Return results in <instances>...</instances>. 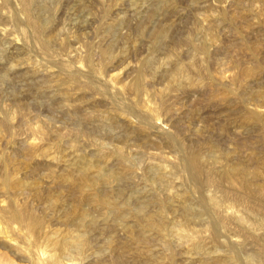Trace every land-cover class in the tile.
Listing matches in <instances>:
<instances>
[{
	"label": "rangeland",
	"instance_id": "rangeland-1",
	"mask_svg": "<svg viewBox=\"0 0 264 264\" xmlns=\"http://www.w3.org/2000/svg\"><path fill=\"white\" fill-rule=\"evenodd\" d=\"M24 7L44 34L28 26ZM0 29V226L20 208L44 219V234L79 233L60 223L48 194L62 195L67 209L69 187L79 183L72 157L94 159L103 149L108 158L99 167L132 173L101 188L121 189L120 220L97 219L85 258L66 253L59 264H264V0H0ZM250 114L259 120L246 124ZM114 146L124 165L110 156ZM190 154L205 157L199 181L189 172ZM160 157L172 186L151 184L148 166ZM237 163L256 171L249 185L243 176H222L223 165ZM169 194L177 195L164 217L170 236L134 224L141 211H156L157 200L149 206L148 199ZM206 197L218 202L216 214ZM183 206L192 210L190 221L181 217ZM125 226L134 228L132 238ZM21 229L12 234L14 247H0L1 261L31 264ZM29 239L34 250L27 251L51 253L44 236Z\"/></svg>",
	"mask_w": 264,
	"mask_h": 264
},
{
	"label": "bare ground",
	"instance_id": "bare-ground-1",
	"mask_svg": "<svg viewBox=\"0 0 264 264\" xmlns=\"http://www.w3.org/2000/svg\"><path fill=\"white\" fill-rule=\"evenodd\" d=\"M24 1V4L31 1V0H23ZM246 2V1H245ZM33 3V1H32ZM40 3V2H39ZM49 3V2H48ZM28 5V4H26ZM255 5V4H254ZM25 6V5H24ZM51 7V6H50ZM254 9V8H253ZM23 12L25 13L24 15H26L27 17V24L29 27H31L32 29H34V31L41 35V34H44L46 31L44 29V25H42L39 21L35 20L32 18L29 10L27 7H24L23 9ZM236 13V12H235ZM242 13V12H241ZM255 13V12H254ZM259 14V13H258ZM257 14V15H258ZM32 15H33V12H32ZM36 17V16H35ZM40 17V16H39ZM229 17V15H228ZM257 17V16H256ZM230 18V17H229ZM41 19V18H40ZM49 19V18H48ZM42 21V20H41ZM209 21V20H208ZM232 21V20H231ZM218 23V22H217ZM223 24V23H222ZM3 25V24H2ZM207 25V24H206ZM2 29V28H1ZM0 29V31H1ZM4 31V29L2 30ZM2 31H1V34H2ZM44 32V33H43ZM48 33V32H47ZM46 33V34H47ZM52 33V32H51ZM159 33H160V30H159ZM163 33V32H162ZM58 34V33H57ZM165 34V33H164ZM162 35V34H161ZM38 36V35H37ZM5 37V36H4ZM40 37V36H39ZM135 37V36H134ZM160 37V35H159ZM165 37V36H164ZM18 38V37H17ZM44 38V37H43ZM56 38V37H55ZM206 38V37H205ZM52 40H56V39H53V37L51 38ZM157 39V37H156ZM164 39V38H163ZM208 39V36L207 38ZM43 40V39H42ZM46 40V39H45ZM160 40V39H159ZM186 40V39H185ZM1 41V40H0ZM37 41V39H36ZM49 41V40H48ZM133 42V41H132ZM163 42V41H162ZM161 42V43H162ZM207 42V41H206ZM42 43V42H41ZM47 41L44 42V46H47ZM196 44V43H195ZM41 45V44H40ZM161 45V44H160ZM215 45V44H214ZM43 46V44H42ZM41 46V47H42ZM43 46V47H44ZM40 47V48H41ZM46 48V47H45ZM155 48V47H154ZM158 48V47H157ZM45 50V49H44ZM22 51V50H21ZM69 51V50H68ZM157 51V49L155 50ZM159 51V50H158ZM20 52V51H19ZM108 52V51H107ZM107 52H104V55L105 56H109ZM106 57V58H107ZM110 57V56H109ZM202 58V57H201ZM19 61V60H18ZM146 61V60H145ZM151 60H148L145 62V65L146 66H149L150 65V62ZM188 61V60H187ZM21 62V61H20ZM78 62V61H77ZM161 62V61H160ZM15 63V62H14ZM164 63V62H163ZM11 64V63H10ZM13 64V63H12ZM11 64V65H12ZM182 65V64H181ZM145 66V67H146ZM151 66V65H150ZM164 66V65H163ZM8 67V66H7ZM12 67V66H10ZM17 67V66H16ZM156 67V66H155ZM165 67V66H164ZM148 68V67H147ZM173 70V75L175 74L176 71L179 72V67L178 65H174V68H172ZM68 71V70H67ZM141 71V70H140ZM146 71V70H145ZM152 71V70H151ZM154 71V70H153ZM49 72V71H47ZM165 72V71H163ZM7 73V72H6ZM143 72H139L138 74V77H137V85L135 84L136 86V89L139 91V89L141 88V80L143 78V75H142ZM147 73V72H146ZM101 74V73H100ZM186 74V73H185ZM2 75V74H1ZM68 75V74H67ZM163 75V74H162ZM166 75V73H165ZM72 76V75H70ZM74 76V75H73ZM1 77V76H0ZM75 77V76H74ZM169 77H171V79L173 78L172 75H170ZM2 79V77H1ZM68 79V78H67ZM70 79V78H69ZM72 79V78H71ZM170 79V78H168ZM170 79V80H171ZM60 80V79H59ZM63 81V80H62ZM70 81V80H68ZM72 81V80H71ZM173 82H174V79H173ZM53 84V83H52ZM72 89V88H71ZM67 90V88L65 89V91ZM75 92V91H74ZM160 94V93H159ZM262 98V97H261ZM63 99V98H62ZM142 99V98H141ZM143 103V102H141ZM64 105V104H63ZM65 106V105H64ZM142 106V105H141ZM79 107V106H78ZM143 107H144V104H143ZM140 108V107H139ZM75 110V109H74ZM141 110V109H140ZM72 111V110H71ZM95 111V110H94ZM145 111V110H144ZM64 112V111H63ZM147 112V111H146ZM67 113V112H66ZM65 113V114H66ZM131 113V112H130ZM149 113V112H148ZM154 113V112H153ZM64 114V115H65ZM72 114V113H71ZM151 114V113H150ZM87 115V114H86ZM93 115V114H91ZM100 115V114H99ZM104 115V114H102ZM153 115V114H152ZM155 115V114H154ZM90 116H88V119H89ZM151 117V116H150ZM153 117V116H152ZM155 117V116H154ZM259 117L257 114H250V117L246 118L245 119V123L247 124L250 120H254V121H258L259 120ZM99 117H97L98 119ZM120 118V117H119ZM94 119H96L94 117ZM100 119V118H99ZM118 119V118H117ZM122 119V117H121ZM142 119V118H140ZM261 120V118H260ZM87 121H90L87 120ZM94 121V120H93ZM101 121V119H100ZM103 121V120H102ZM161 121V120H160ZM125 122V121H124ZM73 123V122H72ZM89 124H92L90 122H88ZM94 124H96L95 122H93ZM101 123V122H100ZM100 123H98L99 125H101ZM124 124V123H123ZM126 124V123H125ZM131 124H132V121H131ZM86 125V124H85ZM98 125V127L100 128V126ZM119 125V124H118ZM121 125V124H120ZM150 125V124H149ZM97 126V125H96ZM102 126V125H101ZM129 126V125H128ZM127 126V127H128ZM132 126V125H131ZM93 127V126H92ZM137 127V126H136ZM90 128V127H89ZM97 128V127H96ZM138 128V127H137ZM102 129V128H101ZM130 129V128H129ZM173 129V128H172ZM100 130V129H99ZM124 130V129H123ZM93 131V130H92ZM97 131V130H96ZM111 131V130H110ZM109 131V132H110ZM129 131V130H128ZM107 132V131H106ZM114 133V132H113ZM132 133V132H131ZM148 133V132H147ZM166 133V132H165ZM130 135V134H129ZM107 136V135H106ZM128 136V135H127ZM167 139V138H166ZM170 139V138H169ZM176 141V140H175ZM170 142V141H169ZM178 142V141H177ZM173 143V142H172ZM190 143V142H189ZM169 144V143H168ZM105 145V144H104ZM210 145V143H209ZM94 147V146H93ZM101 147V146H100ZM201 147V146H200ZM211 148V146L209 147ZM215 149V148H214ZM103 150V149H102ZM101 149H97V151H95V155L93 156V158H87V157H84V156H74L72 157V160H71V164L73 163V165L75 166V168L77 169V171H79L78 173V180H79V183H78V180H77V185L75 186H70L69 187V194H68V197L69 198H73L72 199V204H70L69 206H67L68 208L65 209L64 205L65 203H67L66 201H64V198H62L63 196L60 195V194H56V196H54V194H48V199L49 201L51 202V210L52 212L54 213H57L58 215V220L62 221L60 223H63L66 228L67 227H71V228H75L77 229V231L79 233L77 234H73V232H70L67 228V231L68 232H65V233H60V229H59V233H55L53 235H49V233H43L44 230L43 228L44 225H45V221L44 219L42 218H30V217H27V214L26 212H22V211H14L12 212L9 216H8V221L7 224L5 225L6 227H2L0 226V247H12L15 243V239L12 238V234L13 232H15L16 230V234L17 232H20L22 231L21 227L24 226L25 228V232H23V236H22V239L23 241L19 243H23L24 242V239H25V244H27V246L29 247V242L31 241L29 238L31 237H34L37 238L35 239L36 241H38V237L40 236H44V238L46 239L45 241H48L49 244L52 246H50L52 248L51 250V253L50 254H47V253H43V251H34V253H32L31 251L34 250L31 246L29 248H32V250H28L26 248L28 247H25L23 248L24 246H21L23 248L22 251L25 250V254H27L29 252V259L28 261L31 263V264H59V258L60 256H62L63 254H69L70 256L71 255H76V256H80L82 258V256L89 250H91V245H90V240H91V237L88 236L87 233H91L93 230L95 231V229L97 228L96 224L98 223L97 221L99 220V218L102 220V222H108V219L111 217V215L115 214V218L118 217L119 220H120V217H121V214H120V206L118 205L117 203V199L116 198V195H119L120 194V191L121 189L119 188V186L117 187H108L106 188L104 191H101L103 189V187L107 184V181H113V183L118 182L119 180H124V179H128L130 178L131 176V171L127 170V168H125V170L123 171V168H122V165L120 166V168L122 169L123 172H118V170L114 171L110 168V166H107L105 164V167L102 168V167H99L98 162H102V161H105L106 160V157L107 155L102 151ZM163 151V150H162ZM156 152V151H155ZM196 152V151H195ZM194 152V153H195ZM200 152V151H198ZM231 152V150L229 151ZM182 153V152H181ZM193 153V152H192ZM191 153V154H192ZM110 156L111 154L115 156L116 158V161L119 163V164H122L123 161H125V157L123 154H122V151L119 147L117 146H114L112 148V151L109 153ZM191 154L188 156L190 157ZM197 154V153H196ZM227 154V153H226ZM232 154V153H231ZM154 155V154H153ZM194 157H190L189 158V168H190V173H191V177L192 179H194L195 181H199L200 180V176H201V172L202 170H204V162H205V157H203V155H195L193 154ZM230 156V155H229ZM228 156V157H229ZM91 157V156H90ZM71 158V157H70ZM108 158V157H107ZM231 158V157H230ZM255 158V157H254ZM217 159V158H216ZM227 159V158H226ZM233 160V157L231 158ZM173 160V159H172ZM225 160V159H224ZM3 161V160H2ZM107 161V160H106ZM228 161V160H226ZM8 162V161H7ZM6 162V163H7ZM230 162V161H229ZM261 162V161H260ZM5 163V162H3ZM69 163V162H68ZM98 163V164H97ZM106 163V162H105ZM166 163V158L165 157H160V161H158V163H156V165L154 164H150L148 166V170L149 171H152L153 172V177L152 179H150L151 181V184H155L156 182H162V183H165L164 185L168 184V179L170 178V170H168L167 166L165 165ZM9 164V163H8ZM113 164V163H112ZM220 164V163H218ZM226 164V163H225ZM264 164V163H263ZM124 165V163H123ZM233 165V164H231ZM7 167V164L5 165ZM244 166V165H243ZM241 164H235L231 167H226L225 165L222 166L220 172L222 174V176L224 178H227L229 179L230 177L232 176H243L245 178V182L247 185L250 184V180L248 179V176H253L254 173L256 172H248V170H246L244 167H243ZM247 167V166H246ZM102 168V169H101ZM207 169V168H206ZM263 169V167H262ZM8 170V168H7ZM264 170V169H263ZM205 171V170H204ZM211 171V170H209ZM213 171V170H212ZM208 172V170H207ZM7 174V173H6ZM5 174V175H6ZM173 174V173H172ZM10 175V174H9ZM155 175V176H154ZM203 175V174H202ZM205 175V174H204ZM257 175V174H256ZM132 177V176H131ZM151 178V177H150ZM174 178V177H172ZM255 178V177H254ZM131 179V178H130ZM205 179V178H204ZM4 186L6 187H10L8 186L9 185V179L8 177H4ZM129 180V179H128ZM230 180V179H229ZM65 181H66V177H65ZM131 182V181H130ZM119 183V182H118ZM121 183V181H120ZM171 183V182H169ZM21 184V183H20ZM152 184V185H153ZM157 184V183H156ZM155 184V185H156ZM22 185V184H21ZM25 185V184H24ZM138 185V184H137ZM158 185V184H157ZM168 185H171V184H168ZM172 186V185H171ZM200 186V185H199ZM102 188V189H101ZM159 188V186H158ZM129 189V188H128ZM35 190V188H34ZM61 190V189H59ZM159 191V190H158ZM171 192V191H170ZM57 193V192H56ZM123 193V192H122ZM178 193V192H177ZM159 194V193H158ZM164 194V192H163ZM16 195V194H15ZM181 196V194H180ZM156 197V196H155ZM177 197V195H174V194H169L168 196H166L165 198L163 199H155L153 197V199H148L146 203H150V202H156L158 204L157 206V209L156 211L154 212V208L151 209L153 210L154 213L150 212H142L137 214L135 216V218L133 220H135V223L134 224H138L141 229L143 231L147 230L149 232H153L155 233V236L157 237H166V235L169 234L170 236V233L173 231L171 228L172 231H170L168 229V225H167V220L165 221L164 220V217L166 215V213L168 212V208H169V205H171L170 203L172 202V200L174 201L175 198ZM117 198L119 199V197L117 196ZM123 198V197H122ZM127 198V197H126ZM151 198V197H149ZM179 198V197H178ZM177 198V199H178ZM125 199V197H124ZM128 200L131 199V198H127ZM126 199V200H127ZM125 200V202H126ZM203 203H204V206L207 208V210L212 214L213 212H217L218 210V202L217 201H214L212 198H204V200H202ZM128 203H130V201H127ZM126 202V203H127ZM179 202V201H178ZM46 203V202H45ZM49 203V202H48ZM125 203V204H126ZM127 203V204H128ZM146 203H143L146 205ZM69 204V202H68ZM88 205L92 210L88 211V209L85 208L84 205ZM122 203H120L121 205ZM126 204V205H127ZM131 204V203H130ZM154 203H152L153 205ZM155 204V205H157ZM123 205V204H122ZM129 205V204H128ZM127 205V206H128ZM132 205V204H131ZM130 205V206H131ZM151 205V206H152ZM5 206V204H4ZM125 206V207H127ZM150 206V204H149ZM49 207V206H48ZM139 207H142L139 205ZM6 208V207H5ZM50 208V207H49ZM156 208V207H155ZM130 209V208H128ZM144 210V206L142 208ZM181 210V217L183 216L184 217V220H189V217L192 210L188 207V206H183V208L180 207ZM179 209V210H180ZM205 209V208H204ZM24 210V209H23ZM48 210V209H47ZM146 210L148 211L147 207H146ZM4 211V210H3ZM7 211V210H5ZM4 211V212H5ZM29 211V210H28ZM127 211V210H126ZM135 211V210H134ZM173 211V210H171ZM176 211V210H175ZM174 211V212H175ZM178 211V210H177ZM176 211V212H177ZM204 211V210H203ZM206 211V210H205ZM1 212V211H0ZM3 212V213H4ZM124 212V211H123ZM130 212V211H129ZM173 212V213H174ZM195 212V211H194ZM7 213V212H5ZM138 213V212H137ZM171 213V212H170ZM213 213V214H214ZM9 214V213H7ZM6 214V215H7ZM96 214V215H94ZM123 214V213H122ZM169 214V213H168ZM216 214V213H215ZM2 215V214H1ZM53 215V214H52ZM55 215V214H54ZM120 215V216H119ZM28 216H30V214L28 213ZM124 215H122L123 217ZM128 216V215H127ZM32 217V216H31ZM34 217V216H33ZM54 217V216H53ZM56 217V216H55ZM129 217V216H128ZM133 216H131L132 218ZM6 218V216L4 217ZM117 218V219H118ZM124 218V217H123ZM130 218V219H131ZM1 219V217H0ZM7 219V218H6ZM98 219V220H97ZM112 219V218H111ZM126 219V218H125ZM128 219V220H130ZM166 219V217H165ZM216 219L218 221V219L220 220V218L217 217L216 215ZM47 220V219H46ZM115 220V219H114ZM118 221H114V222H119ZM132 220V219H131ZM130 220V221H131ZM2 221V220H1ZM0 221V222H1ZM4 222H6L5 219H3ZM195 221V220H194ZM122 222V221H120ZM219 222V221H218ZM3 223V222H2ZM111 224V222H109ZM113 223V222H112ZM132 221H131V225L132 226ZM16 224V225H14ZM23 224V225H22ZM100 224V223H99ZM122 224V223H121ZM61 225V224H60ZM113 225V224H112ZM123 225V224H122ZM126 225V224H124ZM129 225V224H128ZM46 226V225H45ZM115 225L113 226H110V227H114ZM130 226H125V228L123 230H125L124 232H126V234H128L127 236L129 238H132L133 234V230ZM136 226V225H135ZM134 226V227H135ZM100 227V225H99ZM122 227V226H121ZM217 227V226H216ZM65 228V229H66ZM104 228V227H103ZM115 228V227H114ZM119 228V227H118ZM136 228V227H135ZM139 228V227H138ZM46 229V228H45ZM109 229V228H108ZM113 229V228H112ZM121 229V228H120ZM134 229V228H133ZM57 230V229H56ZM62 230V229H61ZM97 230V229H96ZM122 230V229H121ZM175 230V229H174ZM217 230V229H215ZM46 231V230H45ZM138 231V230H137ZM55 232V231H54ZM53 232V233H54ZM76 232V231H75ZM99 232V231H98ZM174 232V231H173ZM140 233V232H139ZM142 233V232H141ZM15 234V235H16ZM135 235V234H134ZM140 234H138L139 236ZM144 235V234H143ZM146 235V234H145ZM173 235V234H171ZM18 236L20 237V235L18 234ZM18 236H16L17 238H19ZM99 236V235H98ZM180 236V235H179ZM15 237V236H14ZM102 237V236H101ZM142 237V236H141ZM147 237V236H146ZM173 237V236H172ZM99 238V237H98ZM135 238L138 239L137 235H135ZM140 238V236H139ZM143 238V237H142ZM148 238V237H147ZM176 238V237H175ZM90 239V240H89ZM100 239V238H99ZM19 240V239H17ZM123 240V239H122ZM134 240V239H133ZM136 240V239H135ZM33 241V240H32ZM44 241V242H45ZM95 241V240H94ZM111 241V240H110ZM142 241V240H141ZM18 242V241H17ZM35 243V242H33ZM105 243V242H104ZM124 243V242H123ZM31 244V243H30ZM102 244V243H101ZM109 244V243H108ZM111 244V243H110ZM48 246V244H46ZM18 246V245H17ZM35 246V245H34ZM105 246V245H103ZM110 247V245H108ZM107 246V247H108ZM131 246V245H130ZM14 247V246H13ZM16 247V246H15ZM21 247H16V248H21ZM106 247V246H105ZM195 247V246H194ZM15 248V249H16ZM48 248V247H47ZM93 248V247H92ZM198 248V246L196 247V249ZM199 248H201L199 246ZM4 249V248H3ZM16 249V251L18 250ZM36 249V248H35ZM5 250H8V249H5ZM14 250V248H13ZM21 250V249H19ZM38 250V249H36ZM45 250V249H44ZM47 250V249H46ZM97 250V249H96ZM10 251V249L8 250ZM27 251V252H26ZM50 251V250H49ZM88 251V252H89ZM20 252V251H19ZM31 252V253H30ZM23 252H20V255H22ZM1 254V253H0ZM24 254V255H25ZM47 254V255H45ZM66 254V255H67ZM19 255V256H20ZM28 255V254H27ZM45 255V257H44ZM23 256V255H22ZM26 256V255H25ZM27 257V258H28ZM64 257V255H63ZM74 257V256H73ZM71 257V258H73ZM149 257V256H148ZM25 258V257H24ZM69 258V257H68ZM83 258H85V256H83ZM82 258V259H83ZM3 259V258H2ZM64 259V258H63ZM67 259V258H66ZM23 260V257L22 259ZM81 260V259H79ZM85 260V259H84ZM64 261V260H63ZM69 264H75L74 262H72L71 260H69ZM74 261V260H73ZM10 262V260H9ZM65 262H67L65 260ZM79 262V261H78ZM14 264V262H10V263H6L5 261H1L0 259V264ZM25 264V263H23ZM29 264V263H28ZM83 264V263H82ZM213 264H227L225 262H219V261H215L213 262ZM229 264V263H228Z\"/></svg>",
	"mask_w": 264,
	"mask_h": 264
}]
</instances>
